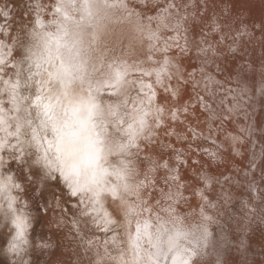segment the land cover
<instances>
[{
	"label": "rangeland",
	"instance_id": "1",
	"mask_svg": "<svg viewBox=\"0 0 264 264\" xmlns=\"http://www.w3.org/2000/svg\"><path fill=\"white\" fill-rule=\"evenodd\" d=\"M123 1H96L98 7H101V11L109 10L110 12L111 9H114V11L116 10L115 14L120 12L121 15L117 19L118 24L120 23L119 27H117V23H113L110 18L106 19V17L103 21H108L101 23L102 19L100 20L97 13L94 14L89 5L84 3V5H81L83 6L80 9L81 11L79 10L80 12H78L83 14L86 21L84 23V19H81L79 28H91L94 36L95 34H101L98 31L100 27L101 31L106 32L107 30L103 29H108L105 26L109 22L107 27L113 25L110 27L114 31L112 33V30L108 29L110 38L107 34L106 36L111 40L108 43L110 45L113 44L112 47H114L115 39L116 43L118 41L119 44H123L122 41L125 39L122 52L128 55L129 59L136 58L144 62L146 67H149L155 74L160 75L161 84L167 85H161L163 93L165 96L167 95V100L163 102L164 104L161 105L162 100L160 99H157V104H151L153 110L160 108L158 117H161L163 122H167L160 126L162 127L160 133L162 139L154 140L150 143L151 145L147 142V146L150 145L151 154L142 155L141 157L139 154L137 155V159L141 161L140 164L144 170L143 173H140L143 180L141 179L139 183L140 195L144 196L141 199V204L145 207L142 214L149 216V214L152 215L153 213L152 216L155 215V221H158L155 210H157L158 206H162L157 211H160L161 214L166 212L167 216L169 213L173 219L170 216H166V218L170 222L171 219L173 222L177 218L178 220L175 219V222L176 220L179 222L185 218L184 220L188 222V225L190 223L193 231L198 225L203 226L206 224L213 227V232L210 234L213 236L212 241H208L209 244L208 242L205 244L207 245L206 249L200 252L197 259L194 260V264H264V0H232L233 2H228L223 6V9H218L221 5L215 0H125L129 1L131 5L126 4L124 6ZM25 2L27 4L26 8L30 4V7L33 5L31 0H25ZM118 3L121 4L119 5ZM91 18L96 19V21L90 22ZM257 21L260 23L258 24ZM99 23L100 27H98ZM96 27L98 28L96 29ZM158 30L159 32L156 33L155 31ZM118 31H122V36L125 33V38H122L120 33L115 38L114 36H116L115 34ZM231 31L233 32L232 36H228L226 32ZM128 35L130 36L128 37ZM111 36H113V42ZM172 37H175V39ZM180 41L182 42L181 44H179ZM177 44L179 45L177 46ZM128 45H131L133 52L128 50ZM158 45L159 48H157ZM120 49H123V47ZM150 52L153 53L152 56ZM165 55H170V58ZM178 59L180 60L178 61ZM150 61L153 62L151 63ZM253 81L255 82L254 85L252 84L254 83ZM207 85L208 87H205ZM211 90L212 95L210 94ZM104 96L105 98L110 96L111 99H109L113 100L111 95L106 94ZM181 98L183 103L179 100ZM166 103H169L168 106ZM177 112L181 113L178 114ZM153 114L157 116L156 111H153ZM243 118L246 121L245 123ZM180 120L183 121L181 122ZM250 120L251 122H249ZM232 128L236 130L235 133ZM175 130L176 132H174ZM164 138H166L165 141L163 140ZM228 146L230 147L228 148ZM16 147H19V145H16ZM154 147L155 149H153ZM145 150V147L141 148V151L144 152ZM23 152L22 149H20V152H12L14 156L12 157L11 168L8 171L10 170L11 175L22 180L26 187L24 189L25 193L24 190H18V193H20V203L23 204H20L21 212L27 216L34 241V246L32 245V248L26 253L30 259H28L29 262L27 264H119L118 258L110 256L112 249L109 248L111 243L108 237L112 240V235L117 236L120 231L118 229H121L120 226L111 225L107 237H104V235L98 236L100 238L98 241L107 242L108 253L105 254L106 251L104 248L102 249L103 246L97 243L99 229L97 227L98 224H95V222L97 223L101 220L98 219L97 221L98 215L89 220L84 211L86 205L84 206L81 200L78 201L76 196L73 197V195L70 196L68 194L70 182L68 180L62 182L61 176L58 179L56 177L49 179V175L44 174L41 169L32 165L28 155H26L27 153ZM153 152L155 153L153 154ZM215 152L216 154H214ZM118 153L128 155L124 151H119ZM166 154L167 156H165ZM226 156L229 157L227 158ZM188 158H190L189 161ZM225 159L227 160L225 161ZM242 165L244 167H241ZM129 166H127L126 170H132L131 172L134 173L133 168L131 169V166ZM211 166L212 170L210 169ZM249 166L255 170L247 169ZM33 172L36 180H33ZM19 174L20 176H18ZM29 174L32 176H29ZM209 177L212 178L210 179ZM129 178L133 180L135 177L130 176ZM175 178L177 180H174ZM150 180L151 182H149ZM161 182L164 184L162 185ZM122 185L119 186L121 189L124 188ZM127 185L125 186L124 184L125 189ZM201 186L202 188H200ZM203 186L207 187L203 189ZM253 188L256 189L254 190ZM158 189H162L161 192ZM159 193L162 195L159 196ZM65 195L68 196L66 197ZM57 196L60 198L58 199ZM62 196L64 199L61 198ZM52 197L59 200H57V206L56 199ZM190 200L191 203H189ZM163 201L166 202L163 204ZM60 203L62 205H59ZM190 204L193 206L191 207ZM175 205L176 209L173 208ZM181 206L182 208H180ZM202 206L211 214V217H209L211 223L202 214V209H205ZM193 208L197 211H194ZM170 209H172V212H182L183 215L179 213V215L173 214ZM101 213L105 217L108 216L109 220L112 219L111 214L108 215L105 211ZM76 216L83 219L84 222L80 221L79 225L76 224L73 218ZM178 216L182 217V219ZM169 221L168 224L166 223L168 226L170 224ZM68 225L70 226L68 227ZM11 229L7 227L5 230V226L3 227L0 224V264H13L10 259V251L6 252L9 243L7 241L12 235ZM115 230H118V232ZM176 248L179 249V246H176ZM24 253L22 252V254ZM169 253L167 254L168 257L171 255ZM153 254L155 255L156 253ZM189 254H191L190 251ZM154 260L153 263L155 262ZM164 261L166 262V259ZM154 264L158 263L155 262Z\"/></svg>",
	"mask_w": 264,
	"mask_h": 264
},
{
	"label": "bare ground",
	"instance_id": "2",
	"mask_svg": "<svg viewBox=\"0 0 264 264\" xmlns=\"http://www.w3.org/2000/svg\"><path fill=\"white\" fill-rule=\"evenodd\" d=\"M31 1H33V5L30 7V4L29 7L26 8L27 4L25 0H0V224L3 227L5 226V230L7 227L12 228V235H10L9 241H7V243H9L6 248V252L10 251L11 253V261L13 264H27L30 259L26 253L32 248V245L34 246L33 236L31 235V225L28 223L29 221H27V216L22 214V209L20 207V204H23L20 203V193H18V190L22 191L26 189L25 183L18 179V177L11 175L10 170L8 171V169L11 168L12 157L14 156L12 152H20V149H22V152L24 151L27 153L26 155H28L31 164L41 169L44 174L49 175V179H54L55 177L58 179V177L61 176L62 182L66 180L70 182L68 187L71 192L69 191L68 194L70 196L73 195V197L76 196L78 201L81 200V203L84 204V206L86 205L84 211L87 218L91 220L98 215L96 218L97 221L101 219L97 223L95 222V224H98L97 227L99 229L97 237L99 235L107 237L111 225H115V227H118V225L120 226L121 229H118L120 230L119 232L115 230L118 232L117 236L112 235V240L108 237L111 247L109 243L108 245L109 248L112 249L110 256L112 255V258H118L119 264H154L155 262L158 264H194V260L197 259L200 252L206 249L205 247L207 245L205 244H207L208 241H212L213 236L210 234L213 232V227L206 224L203 226L198 225L193 231L190 223L188 225V222L184 220L185 218L182 219V217L178 216L184 222H177V218H175L177 219L176 222L175 219L172 222L173 218L168 213V216L172 218L170 222L166 218V212H164L165 214H161L160 211H157L159 207L162 208V206L158 205L157 210H155L158 221H155V215L152 216L153 213L152 215L149 214V216L142 214L145 207L141 204L143 195H140L141 190L139 183L142 179V174L140 173H143L144 170L143 166L140 164L141 161L137 159V155L139 154L140 157L142 155L147 156L151 152L150 143L156 139H162V135L160 134L162 127L160 126L167 122H163V119L158 117L160 108L153 110L151 104H157V99L162 100L161 105L164 104L163 102L167 100V95L165 96L163 93L161 85H167L161 84L160 75L155 74L149 67H146L144 62L136 58L129 59L128 55L122 52L124 50L125 39L122 41L123 44H119L118 41L117 44L115 39L114 47H112V43V45L108 43L111 41L109 40L110 34L108 36V31L112 30V33L114 31V29L111 28L113 25L107 27L109 22L105 26L108 29L110 28L109 30L103 29L104 26L102 27L103 30H107L106 32L100 30L101 27L99 23L98 27L100 28L96 27V29L98 28L101 34L98 32L99 34H95L94 36L91 28H79L81 19H84L83 14H79L81 7H83L81 5H84V3L89 5V8L94 11V14L97 13L100 20L102 19L101 23L104 21L106 23V21H108H103L106 17V19L110 18L113 23H117V27L120 26V23L118 24L117 22L118 16L121 15L120 12L116 13V15V10L114 11V9H111L110 12L109 10L101 11V7L97 5V0ZM215 1L221 5L218 9H223V6L232 0ZM111 2H113V0H111ZM115 2L117 3V1ZM123 2L125 3H123V6L126 4L131 5L129 1L124 0ZM121 3L118 4L120 5ZM128 13L131 14L130 12ZM85 21L86 19H84L83 22L85 23ZM93 21H96V19L91 18L90 22L93 23ZM257 23L259 24L260 22L257 21ZM96 24L94 23V25ZM114 25L116 26V24ZM90 26H92V24H90ZM127 31L129 30L127 29ZM153 31L151 30V32ZM121 32L118 31V33L115 34L116 36H114V34L113 36L117 38V35L120 33L121 37L125 38V33L122 36L123 33ZM155 32L157 33L159 30ZM209 32L211 33V31ZM226 33L228 36H232L233 34L232 31ZM113 36H111L112 42ZM129 36L130 35H128V37ZM121 37L120 39H122ZM172 38L175 39V37ZM172 42L174 41L172 40ZM181 43L180 41L179 44ZM179 44H177V46ZM128 46V50L133 52L131 45ZM121 47H123V49H120ZM157 48H159V45ZM128 50L127 52H129ZM152 55L153 53L151 56ZM170 55L165 56L170 58ZM155 59L157 58L155 57ZM179 60L180 59H178V61ZM229 74L231 76L230 72ZM206 75L208 76V74ZM224 81L226 80L224 79ZM252 84L254 85L255 82ZM208 85L205 87H208ZM221 87H223V85ZM225 91L227 90L225 89ZM106 94L113 96V100H110V96V99L107 96V98H105L104 95ZM210 94L212 95V90ZM179 100L183 103L182 98ZM166 104L168 106L169 103ZM153 111H156L157 116L153 114ZM150 117L152 118L151 120ZM243 120L245 123L246 121L244 118ZM249 122H251V120ZM232 130H234L233 132L235 133L236 130L233 128ZM174 132H176V130ZM165 139L166 138L163 140L165 141ZM222 140L224 139L222 138ZM147 142L150 144L149 146H147ZM16 145H19L20 149L16 147ZM143 147L146 148L144 152L141 151ZM229 147L230 146H228V148ZM153 149H155V147ZM227 150L229 151V149ZM119 151H124V153L128 155L120 154L118 153ZM216 152L214 154H216ZM154 153L155 152H153V154ZM165 156H167V154ZM189 159L190 158H188V161ZM162 160L164 159L162 158ZM226 160L227 159H225V161ZM32 165L31 167H33ZM128 165L131 166V169L133 168L134 173L131 172V169V171L126 170ZM241 167L244 166L242 165ZM210 169L212 170V166ZM247 169H251L250 166ZM185 172L187 173V171ZM30 174L29 176H32ZM177 175L179 176V174ZM18 176H20V174ZM130 176L135 177L133 179L134 181L129 178ZM33 180H36L35 177ZM174 180H177V178ZM149 182H151V180ZM124 184L125 186L128 184L126 189ZM163 184L164 183H162V185ZM121 185L124 188L121 189V187H119ZM205 187L203 186V189ZM200 188H202V186ZM123 189L126 191H122ZM161 190L162 189L159 191L161 192ZM161 195L162 194L159 196ZM65 196L67 197L68 195ZM52 198L56 199L54 197ZM57 198L59 199L60 197L57 196ZM61 198H63V196ZM196 198L198 199L197 196ZM58 199L55 200L56 206ZM157 201L159 200L157 199ZM165 202L166 201H163V204ZM61 203L59 205H62ZM189 203H191V200ZM176 205L173 206V208H175ZM182 206L180 208H182ZM167 210L169 209L167 208ZM170 210L173 214L179 213L172 212V209ZM195 210L196 209H194V211ZM202 210V214L207 218L206 220L211 223V219L209 220L211 214L206 208ZM252 210L254 211V209ZM100 211H105L108 215L111 214L112 219L109 220L108 216H103ZM179 214L183 215L182 212ZM73 218L74 222L78 225L84 222L80 217L76 216ZM168 221L170 223L169 226L166 225ZM69 226L70 225H68V227ZM98 239L100 238H97V243L103 246L100 247H102V249L104 248L106 251L105 254L108 253V247H106L107 242L103 243L100 240L98 241ZM176 246H179V249L176 248ZM189 251L191 254H189ZM22 252L25 253L22 254ZM153 253L156 254L154 255ZM168 253L171 254L169 257L167 256ZM165 259L166 262L164 261ZM153 260L155 261L154 263Z\"/></svg>",
	"mask_w": 264,
	"mask_h": 264
}]
</instances>
